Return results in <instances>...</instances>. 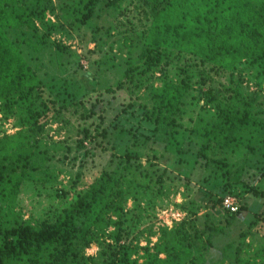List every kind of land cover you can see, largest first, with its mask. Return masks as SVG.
I'll use <instances>...</instances> for the list:
<instances>
[{"label": "trees", "instance_id": "16d2710c", "mask_svg": "<svg viewBox=\"0 0 264 264\" xmlns=\"http://www.w3.org/2000/svg\"><path fill=\"white\" fill-rule=\"evenodd\" d=\"M48 1L0 0V113L13 117L21 128L12 137L0 139V264H264V239L256 243L251 229L239 232L237 243L229 239L220 248L215 245V237L232 230L248 207L243 201L241 206L237 202L235 211L224 205L233 187L245 185L264 199V190L256 184L259 176L245 174L248 165L258 166L264 161V99L246 95L238 83L226 99L206 91L212 97L209 100L215 99L218 105L216 119L193 129L199 135L194 156L201 166L225 179L211 191L217 195L213 206L224 210L225 223L206 224L200 229L193 221L200 205L186 201L181 193L183 201L176 205L185 213L182 220L172 228L160 227L155 233L157 241L149 237L141 247L138 242L133 246L134 232L129 243L123 240L131 232L127 222L140 223L142 201L170 196L176 184L173 176H167L166 167L160 162L136 160L129 153L133 150L130 142L117 139V131L107 164L89 185L79 189L84 162L96 154L94 147L82 151L84 160L73 172L63 165L71 147L64 141L47 142L41 137L53 120L83 132L78 148L84 140L97 142L100 134L110 137V126H102L105 111L97 110L102 96H122L127 106L132 105V98L148 85L155 68H166L182 54L217 71H232L246 59L264 80V0H131L147 27L136 42H129L132 49L123 75L98 91L80 95L64 84L55 87V75L41 77L30 62L46 42L47 31L41 35L38 22L48 28L53 25L52 19H46ZM125 1L75 0L74 14L85 22L99 3H104V9L120 10ZM160 79L161 87L150 84L143 106L145 118L155 126L160 135L158 143L164 148L177 142L174 138L180 128L189 129L185 121L192 120L195 107H188L187 101L191 97L197 104L198 99L190 74L185 73L178 82ZM52 88L54 95H50ZM160 147L154 149L157 158ZM58 151L60 157L55 154ZM235 156L242 161L232 167L230 160ZM260 171H264V164ZM64 172L68 177L65 184L59 179ZM24 185L43 186L50 200L59 199L57 205L51 204L53 218H25L17 206ZM190 185H183L184 192ZM130 199L135 212L129 218ZM253 216L254 225L259 219L264 221V210H256ZM110 227L114 232L112 241L107 242L104 235ZM249 236L252 238L247 241ZM92 243L100 247L97 256L86 253ZM132 247L137 254L134 258L129 253Z\"/></svg>", "mask_w": 264, "mask_h": 264}, {"label": "rangeland", "instance_id": "374dc122", "mask_svg": "<svg viewBox=\"0 0 264 264\" xmlns=\"http://www.w3.org/2000/svg\"><path fill=\"white\" fill-rule=\"evenodd\" d=\"M32 1L26 0L27 3H32ZM103 4V2L99 3L91 19L81 22L74 14L75 0L48 1L49 9L46 12V19H52L53 25L48 28V26L38 22L39 33L43 35L47 31L46 42L42 45L40 52L31 58L30 62L35 65L34 67L41 77L55 75V87L58 88L64 84L69 87V90L71 89L80 95L84 92L98 91L123 75L127 66V57L132 49L129 42L132 44L136 42L147 24L138 12L136 4L131 0H126L121 5L120 10L104 9ZM44 23L46 24V22ZM126 37L128 41H125ZM185 73L191 75L195 85L194 93L198 99L197 104L192 102L194 98L191 97L187 101L188 107H195L191 110L193 118L190 122L185 121V125L189 129L180 128L178 130L179 132L174 138L176 143L170 142L161 148L160 145L163 144L158 143L160 135L154 129L155 126L144 115V96L148 95L150 84L153 83L156 87L163 85L160 78L178 82ZM237 83L246 95H257L264 99V80L258 76L251 61L244 59L232 71H217L212 69L210 64H203L192 56L182 54L177 56L166 68H155V75L148 78V85L134 95L132 105L127 106L122 96L115 98L107 93L102 96L103 99L97 110L103 109L105 111V122L102 123V126H110V137L107 138L100 134L97 142L84 140L83 146L78 148L79 139L84 138L83 132H79L78 128L76 129L69 123L61 124L54 120L47 124L45 133L41 137L47 142L64 141L65 145L71 147L63 165L67 170H73V172L78 170L84 160L81 158L82 151L94 147L96 154L87 156V160L84 162L83 182L79 184V189L89 185L94 177L99 175L103 166L107 164L112 151H114L112 140L117 131H119L117 139L121 142H130L133 150H130L129 153L136 160L140 159L144 164L160 162L163 167H166L167 176H173L175 178L173 182L176 184L173 185L170 196H157L142 201V208L139 210L141 214L140 223L134 224L135 221L131 219L127 222L131 232L127 239L124 235L123 240L129 243L132 240L131 233L134 232L136 235L133 236L135 237L133 246L138 242L141 247L146 244L149 237L153 242L157 241L158 234L155 233L159 231L160 227L172 228L182 220L185 213L176 205V203L183 201L181 193H183L186 201H193L200 205L197 215L193 219L200 229H203L206 224L216 226L225 223L224 210L220 205L213 206L212 203L215 198L217 199V195L211 194V191L217 185H222L225 179L222 175L212 171L211 168L201 166V162L194 156L198 147L196 141L199 135L193 129L209 125L216 119L218 105L215 99L209 100L211 95L206 91L210 89L214 97L217 95L226 99L225 97L230 95L231 87ZM52 89L54 91L51 90L50 95L55 94V88ZM46 91L49 92V88ZM135 101L142 102L135 104ZM20 131L21 128L16 126L13 117L5 118L0 113V139L4 140L7 136L12 137ZM189 135H191L190 138ZM109 138L111 141H108ZM158 146L160 152L157 153L159 155L157 158L154 149ZM165 148V155L161 157L160 153ZM177 148L180 150L176 151ZM179 151L181 153H178ZM55 154L60 157L61 151ZM73 155H78L75 161L72 159ZM241 161V157L235 156L230 160V163L232 167H237ZM263 162L258 166L256 164L248 165L245 172L246 176H250V178L259 176L256 184L261 188H259L260 190H264V171L260 173ZM59 179L64 184L67 183L66 172L60 173ZM186 182H190L191 185L189 190L186 189L184 192L183 185ZM176 189H178L177 192H175ZM47 193L43 186L24 185L17 206L22 210L25 218L44 219L48 215L53 218L55 210L51 208V204L57 205L59 199L56 198L55 203L49 199ZM227 197L234 199L239 203V206L242 205V201L246 202L248 207L242 210L232 230L227 229L225 234L215 237L216 247L220 248L229 239L237 243L239 232L248 231V229L253 231L252 236L256 238V243L262 242L264 239V221L259 219L256 225L252 222L256 210H264V199L241 184L233 187L225 199ZM133 206V201L130 199L128 202L129 218L131 217L130 213L135 212ZM113 229L114 227H110L107 230L108 234L104 235L105 241H112ZM251 238L249 236L247 241ZM197 241L199 240L197 239ZM99 251L100 247L97 243H92L86 249V253L89 255L97 256ZM129 253L134 258L137 255L135 247H132Z\"/></svg>", "mask_w": 264, "mask_h": 264}, {"label": "built area", "instance_id": "2783aa9c", "mask_svg": "<svg viewBox=\"0 0 264 264\" xmlns=\"http://www.w3.org/2000/svg\"><path fill=\"white\" fill-rule=\"evenodd\" d=\"M224 205L228 208H230L231 210L235 211L237 210L238 206H237V202L230 198V197H227L225 200H224Z\"/></svg>", "mask_w": 264, "mask_h": 264}]
</instances>
